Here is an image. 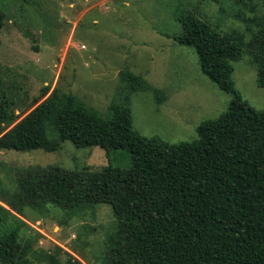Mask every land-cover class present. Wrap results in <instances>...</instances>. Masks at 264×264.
<instances>
[{
	"label": "trees",
	"instance_id": "1",
	"mask_svg": "<svg viewBox=\"0 0 264 264\" xmlns=\"http://www.w3.org/2000/svg\"><path fill=\"white\" fill-rule=\"evenodd\" d=\"M4 20L0 11V30ZM256 20L258 30L245 40L236 31L218 32L190 12L178 16L182 33L171 38L192 48L201 73L233 96L222 114L196 127L192 142L141 136L129 107L113 106L103 118L72 94L47 95L44 87L32 103L42 122L40 142L22 143L14 127L6 131L17 115L0 91L1 150L56 152L68 141L130 157L127 169L110 162L100 171L17 169L14 188L0 186V219L27 207L74 211L103 204L117 224L103 264H264V111L242 99L231 80L232 63L246 52L264 91V16ZM125 79L139 80L131 74ZM28 253L17 229H0V264H27ZM48 264L82 263L49 257Z\"/></svg>",
	"mask_w": 264,
	"mask_h": 264
},
{
	"label": "rangeland",
	"instance_id": "2",
	"mask_svg": "<svg viewBox=\"0 0 264 264\" xmlns=\"http://www.w3.org/2000/svg\"><path fill=\"white\" fill-rule=\"evenodd\" d=\"M5 20L0 30V91L17 115L10 126L22 143L38 144L42 122L33 100L47 87L72 94L103 118L113 106L130 109L141 136L176 144L196 139V127L222 114L233 96L220 91L200 71L192 48L177 44L180 14L190 12L218 32L236 31L247 40L264 16L260 0H0ZM231 80L251 107L264 111V91L256 67L243 52L232 63ZM131 74L139 80L126 81ZM125 75V76H124ZM124 76V77H123ZM39 104V103H38ZM130 166L126 151L109 156L97 148L65 141L56 152L0 149V186L14 188L17 169L58 166L70 171H100L108 163ZM13 215V216H11ZM0 229H17L29 246L27 264L60 262L103 264L117 232L108 205L74 211L52 205L11 213Z\"/></svg>",
	"mask_w": 264,
	"mask_h": 264
}]
</instances>
